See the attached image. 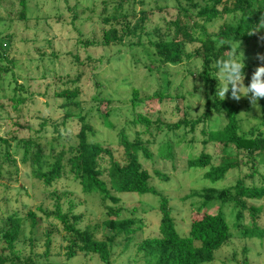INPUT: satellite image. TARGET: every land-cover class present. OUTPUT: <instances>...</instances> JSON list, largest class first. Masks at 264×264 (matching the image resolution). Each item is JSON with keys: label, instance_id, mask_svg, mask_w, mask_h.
I'll return each instance as SVG.
<instances>
[{"label": "rangeland", "instance_id": "374dc122", "mask_svg": "<svg viewBox=\"0 0 264 264\" xmlns=\"http://www.w3.org/2000/svg\"><path fill=\"white\" fill-rule=\"evenodd\" d=\"M200 2L204 4L205 0ZM145 3V6L137 3V11L146 10L149 26L159 27L164 32L168 24L179 16L176 0L157 3L147 0ZM103 8V0H0V136L11 143V159H7L3 152L0 154V230L9 216L19 213L24 217L21 236L25 244L17 247L25 260L31 256L35 264H103L97 255L79 253L68 259L70 235L60 222L47 221L39 211L40 206L46 210H52L54 206L48 200L45 184L33 178L30 164L23 161L24 150L18 145L22 140L34 139L46 152H50L51 144H55L53 126L60 125L64 117L70 115L72 119L68 120L67 128L61 126L65 137L60 140L66 147L70 146L81 128L78 114L82 108L95 106L94 98L97 96L112 99L111 106L116 110L110 121L115 127H106L96 114L91 118L95 135L90 140L110 147L119 161L124 160L120 143L123 130L130 140L138 135L144 141L151 153L146 157L140 152L144 168L151 174L158 170L170 176L166 182L154 178L152 184L161 196L168 197L172 217L181 235H189L191 214L203 207L207 192L205 183L210 185L204 179L206 169H189L187 165L191 152L199 155L203 150L202 125L193 133L185 127L179 130L172 128L180 121L197 119L205 112L210 90L200 76L204 70L203 60L195 58L181 65L158 67L149 59L152 52L149 46L132 49L101 46L104 25L100 15ZM227 21L231 22L232 16L213 23L208 31H218ZM263 32L261 29L256 39L248 43L241 40L232 42L239 58L248 67L244 80L246 86L262 64L257 55L264 54V41L260 39ZM149 66L153 67V73L148 70ZM212 70L216 75L218 69L214 65ZM15 80L23 84L26 90L23 95L27 98V102L18 108L11 103L17 95ZM66 89L79 91L78 97L75 100L56 97V93ZM134 90H138L139 106L133 110L131 99ZM158 93L164 98L158 97ZM225 99L231 100L229 93ZM73 102L79 105L75 106ZM236 104L242 119V131L248 132L256 127L264 129L261 126L264 99L259 101V108L252 107L246 97ZM107 106L106 102L101 104V111L106 112ZM138 115L150 118L149 128L133 123ZM44 121L49 123L46 138H41L44 133L37 132ZM225 123L223 115L213 114L208 129H220ZM193 138L194 148L187 147ZM169 141L175 146L174 162L166 160L160 152L161 146ZM4 148L2 146L3 151ZM206 151L214 157V162H218L220 145H209ZM260 170L264 174V167ZM247 174L249 168L243 166L240 177ZM233 180L234 177L228 175L224 182L217 183L215 194ZM250 182L247 181L248 184ZM255 182L260 184L258 177ZM48 190L57 191L58 195L65 193L66 197L60 201L63 210L82 218L79 228L90 227L102 240L113 235L102 225L106 207L115 206L110 201L104 202L99 196L88 197L72 176L63 178ZM117 196L121 199L117 207H123L121 217H133L142 226L131 241L119 239L113 243L111 264H144L139 246L146 238L159 235L161 196L136 193ZM69 200L75 204L73 208ZM258 205L263 206V210L256 214L255 219L243 213L242 219L238 220L239 210L232 204L219 200L209 203L208 209H222L232 234L230 243L215 253L216 259L212 264H264V240L242 237L247 225L255 222L264 227V202ZM30 211L36 212L38 217L35 228L27 217ZM32 247L34 253L31 252ZM3 250L8 251L0 241V254Z\"/></svg>", "mask_w": 264, "mask_h": 264}, {"label": "trees", "instance_id": "16d2710c", "mask_svg": "<svg viewBox=\"0 0 264 264\" xmlns=\"http://www.w3.org/2000/svg\"><path fill=\"white\" fill-rule=\"evenodd\" d=\"M104 8L100 15L104 25L103 37L99 43L105 48L118 47L132 49L149 46L152 50L150 60L158 67L176 66L190 62L195 58H201L204 70L200 76L210 90V96L206 100L205 112L197 119H185L174 124L172 128L179 130L183 127L189 132H195L200 128L203 139L202 152L197 155L191 152L187 165L189 169L205 170L204 179L206 194L202 208L192 212L190 217L189 235L183 236L178 231L170 208L168 197L161 196L152 184L154 178L161 181H169L170 176L158 170L151 174L144 168L140 160V152L146 157L151 153L143 140L137 135L132 141L126 131L121 133V145L124 150V160L115 158L110 147L100 142H92L90 137L95 135L91 125V118L96 114L102 119V123L108 128L115 126L110 121L115 108L111 106L112 99L101 95L94 98L95 106L89 109H81L78 114L81 128L75 137V142L66 147L60 142L64 139L61 126L67 128L68 120L72 116L64 117L60 125L54 127L55 144H51L50 152H46L41 143L34 139H25L18 143L24 150L25 163L30 164L33 178L45 184L44 190L48 194L52 210L39 207V211L45 215L47 221L56 220L61 223L64 231L69 234L67 252L68 259L75 258L79 253L85 255H97L103 264H111L112 245L116 240L131 241L133 235L142 226L141 222L133 217H121L122 206H118L121 199L118 194H154L160 197V226L159 235L146 238L139 246L143 253L144 264H212L216 257L215 253L228 245L232 240L230 224L221 208L208 209L211 201L219 200L232 204L238 211V220L243 213L256 218V214L262 212L263 206L258 203L264 202V174L260 168L264 167V129L252 128L248 132L242 131V119L239 116V106L233 99L221 101L216 97L218 81L213 74L212 66L224 56L228 50L227 45L218 46L221 39L231 43L235 40L251 42L256 39L255 35H249L259 24L264 16V0H176L179 4V16L168 24L166 32L159 27L149 26L148 12L137 11V3L146 5L147 0H103ZM156 3L168 0H154ZM185 2V5L182 3ZM232 16L231 22H225L218 31L209 32L208 27L213 23ZM264 36V32L261 37ZM0 39L1 36H0ZM193 46H196L193 48ZM226 58V57H225ZM148 70L153 73V67ZM248 70L245 65L244 73ZM16 81V80H15ZM15 95L11 99L14 108L27 102L23 84L15 82ZM79 95L77 90L66 89L56 93V97L67 100H75ZM231 97V92H229ZM158 97L164 95L158 93ZM138 90H134L131 99L133 110L139 106ZM106 102V112L101 111V104ZM75 103L78 106L79 103ZM133 113V112H132ZM213 114L223 115L226 123L217 130H209ZM133 117L135 113L132 114ZM90 120V121H89ZM143 124L147 128L151 125L149 117L138 115L133 120ZM48 121H44L37 134L46 138ZM131 124V122H129ZM16 126H19L17 124ZM261 126H264V116ZM147 132V131H146ZM69 135H67L68 137ZM194 138L187 147L194 148ZM209 145L221 146V157L214 162V157L206 151ZM4 146V151L2 149ZM175 146L169 141L160 148L161 155L168 161L174 162ZM11 143L0 136V154L3 152L7 159H11ZM106 163H108L106 165ZM249 168V174L240 177L242 167ZM228 175L234 177L233 182L225 185L219 194L216 193L217 183L224 182ZM72 176L74 182H78L88 197L99 196L104 202L110 201L115 206H107L102 225L108 228L113 235L102 240L90 227L81 229L78 224L82 221L80 216L71 215V211L64 212L60 195L50 192L58 181ZM237 176V177H236ZM106 177V179H105ZM256 177L260 184L255 182ZM247 181H252L249 184ZM47 196L44 199L47 200ZM47 200V201H48ZM70 207L75 204L68 201ZM27 217L35 228L38 224L37 214L30 211ZM25 218L15 213L9 216L0 230V241H3L8 251L3 250L0 254V264H35L30 256L28 259L22 255L18 245L25 244L22 238L23 223ZM138 225V226H137ZM101 226V225H100ZM137 226V227H136ZM99 225L97 226V228ZM242 237L248 240H264V227L255 222L247 225L242 232ZM31 252L34 253V247Z\"/></svg>", "mask_w": 264, "mask_h": 264}, {"label": "clouds", "instance_id": "9594fccd", "mask_svg": "<svg viewBox=\"0 0 264 264\" xmlns=\"http://www.w3.org/2000/svg\"><path fill=\"white\" fill-rule=\"evenodd\" d=\"M261 29H264V16L260 18L259 24L253 30L248 31V34L255 35ZM260 39L264 41V36ZM225 45H227L228 50L214 65L218 69L216 73V80L218 81L216 97L223 101L227 94L231 92V99L239 102L242 97H246L252 107L259 108V101L264 99V54L257 55V59L262 64L256 68L251 76L250 84L246 86L244 84V60L241 61L239 58L235 44L221 39L218 46Z\"/></svg>", "mask_w": 264, "mask_h": 264}]
</instances>
